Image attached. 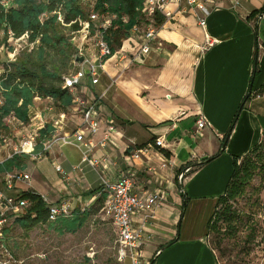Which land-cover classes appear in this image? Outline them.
Returning a JSON list of instances; mask_svg holds the SVG:
<instances>
[{
  "label": "crops",
  "instance_id": "1",
  "mask_svg": "<svg viewBox=\"0 0 264 264\" xmlns=\"http://www.w3.org/2000/svg\"><path fill=\"white\" fill-rule=\"evenodd\" d=\"M199 1L209 11L205 28L198 25L201 13L196 9L185 4L175 11L171 5L172 18L157 28L151 51L128 77L112 84L118 71L111 58L96 85L85 77L89 84H83V79L76 88L84 89L92 102L102 96L92 141L98 143L110 125L114 128L111 143L91 153L101 172L96 174V188L102 177L113 181L131 175L137 196L165 193V202L147 227L150 238L141 250L139 264H219L208 242V222L217 199L224 194L234 157H244L264 134V14L257 12L264 0ZM131 34L129 41L137 51L140 36ZM207 37L213 41L209 47L205 46ZM254 57L259 72L252 79ZM101 78L105 88L95 96L90 91L101 84ZM83 109L69 121L68 130L57 133L66 136L69 144L55 146L47 158L34 163L52 161L54 172L60 166L67 178L41 172L37 176L42 182L40 192L22 185L23 190L43 195L51 204L67 200L75 210H83L97 198L91 194L94 185L86 186L84 181L86 168L96 173L82 162L85 149L78 156L61 158L64 149L78 146L73 133L82 128ZM199 117L207 123L201 131L196 125ZM35 120V125H44L40 115L32 123ZM55 127L56 132L62 129ZM83 134L90 137L84 130ZM156 140L162 147H154L151 141ZM143 145L141 157L135 159L134 149ZM161 150L170 156L165 157ZM61 162L71 166L67 173ZM188 165L193 172L179 182V174ZM74 167L81 170L73 173ZM68 176L83 191L75 195L76 187L68 189ZM125 262L133 264L130 258L120 264Z\"/></svg>",
  "mask_w": 264,
  "mask_h": 264
},
{
  "label": "rangeland",
  "instance_id": "2",
  "mask_svg": "<svg viewBox=\"0 0 264 264\" xmlns=\"http://www.w3.org/2000/svg\"><path fill=\"white\" fill-rule=\"evenodd\" d=\"M184 5L185 3H183ZM81 7L86 14V19H90L93 0H82ZM60 22L63 26V29H61L62 34L65 35L70 46L43 47L44 56L41 64L46 67L48 72L54 73L57 70L60 76L64 77L77 69L73 62L79 47H82L83 51L86 49L93 51L96 40L93 38L94 32H90L91 36L84 38L82 26H80L79 32H72L67 28L69 25L63 23L62 17ZM145 28L146 26H142L140 33L137 35H140ZM132 46L133 44L129 39L123 40L119 47L116 44L113 45L115 49L113 57L114 68L118 71L113 78L115 82L123 77H128L129 72L138 64L133 60L137 48L134 49ZM39 47V41L29 43L26 36L16 40L10 38L7 48H0V73L4 70L5 64L16 60L28 61L31 69L38 73L37 63L39 62L37 55ZM59 84L55 80H44L46 87ZM83 84L88 85L89 80L84 79ZM104 88V78H101V84L93 87L90 92L95 94V96L96 94L100 95ZM69 92L73 102L65 110L52 99L35 98L29 112V124H33L32 120L40 115L44 125H53L55 129V126L62 128L56 133H63L64 130H68L69 121L74 116L79 117L81 110L93 101L85 94L84 89L79 88ZM35 123H38V121L35 120ZM137 127L142 133L144 132L143 128ZM21 132L22 129L12 119L7 127H1L0 136L6 138V143L4 144L0 138V162L13 155L14 148H17L20 144L21 136H19V133ZM137 149L139 148L134 149V151ZM81 151V145L69 146L64 149V154L61 158L68 155L78 156ZM250 156L248 155V157ZM36 162L32 161L30 157L26 161L25 171L31 174L32 177L29 185L22 184L23 187L31 186L40 192L39 186L42 185V182L38 181L37 176L41 172L48 176H56L58 179L62 178V175L59 176L54 172L52 161L43 160L41 163L34 164ZM61 164L66 173L71 169V166L67 163L61 162ZM112 165L114 167L117 166L116 162L112 163ZM193 170L190 169L187 175L191 174ZM97 171L98 173H95L86 168L87 174L84 181L86 186L94 185L93 190L99 186H97L99 182V176L97 175L101 174V172L98 167ZM68 177L70 179L65 182L68 185V189L74 191L76 187L75 195L83 191L82 185L78 184V182H73L72 177ZM251 185L242 198L237 199L235 202H230V205L239 214L241 224L237 223L235 230L230 234L224 232V226L221 225L219 231L210 233L208 242L212 250H214L219 264H264V184L260 186L259 178L255 177ZM10 225L7 239L9 238L12 251L22 264H119L115 245L116 232L111 221L104 217L99 204H94L91 207L90 215L85 224L75 234L67 233L60 236L47 224L38 225L27 232L20 229L12 220ZM124 264H128V262Z\"/></svg>",
  "mask_w": 264,
  "mask_h": 264
},
{
  "label": "trees",
  "instance_id": "3",
  "mask_svg": "<svg viewBox=\"0 0 264 264\" xmlns=\"http://www.w3.org/2000/svg\"><path fill=\"white\" fill-rule=\"evenodd\" d=\"M81 1L0 0V48H7L10 38L16 40L24 36L28 38L29 43L39 41L40 44L37 55L38 73L31 69L26 60H16L5 64V72L0 76V95L4 99L3 105L0 106V124H2V119L7 116H12L24 125L29 124V112L35 98L52 99L64 110L72 105L73 98L69 92L72 89H63L64 78L71 73L64 77H61L57 70L50 73L41 62L44 56L43 47L70 46L61 31L63 29L60 22L61 17L63 23L69 25L67 28L72 32H78L80 29L79 20L81 22L89 21V19H86V14L81 7ZM145 1L93 0V12L100 16L109 15L114 17L110 28L106 31V39L112 48V52H115L114 44L119 47L123 40L134 36L131 34L134 28L152 25L157 29L166 21L165 17L159 13L152 16L143 13ZM257 12L264 14V7ZM257 12L252 13L249 18L255 16ZM258 72L257 58L254 57L252 79L257 76ZM45 79L55 80L60 84L46 87L44 85ZM247 98H249V95ZM241 108H243V104ZM57 135L53 125H44L38 132L33 154H43L47 158L49 153L43 152V145L50 142ZM151 142L154 143V141ZM145 147L146 145H143L138 148L143 149ZM161 152L165 157L170 156L168 151L161 150ZM248 155L251 156L248 157ZM27 160H29V156L22 154L21 156L14 155L0 162V174L16 169L25 171ZM189 166L191 165L185 166L183 170ZM255 177L259 178L260 186L264 184V134L244 157H234L232 174L224 194L217 199L215 210L208 222L207 234L209 237L212 231H219L220 225L224 226V232L230 234L235 230L237 223L241 224L239 214L233 209L230 202L242 198L252 186ZM100 188L92 191L91 194H97L98 196L87 208L74 210L71 216L57 219L54 222L47 221V209L41 196L32 191H27L22 194V197L29 199L31 205L22 214L21 218L15 220V223L24 232L30 231L38 225L47 224L60 236L67 233L75 234L85 224L94 204L101 205L102 209L105 196ZM8 232L9 230L4 231L6 238ZM5 245L12 250L9 238Z\"/></svg>",
  "mask_w": 264,
  "mask_h": 264
},
{
  "label": "built area",
  "instance_id": "4",
  "mask_svg": "<svg viewBox=\"0 0 264 264\" xmlns=\"http://www.w3.org/2000/svg\"><path fill=\"white\" fill-rule=\"evenodd\" d=\"M183 3L201 13L200 16H197V22L201 28H205L206 17L209 15V11L204 3L199 0H146L143 13L147 16L159 13L165 17V20H169L174 13L169 7L173 5L175 11H179ZM112 19H114L113 16H100L92 11L89 21H78L79 26L83 28L84 38H87L90 32H94L93 38L96 40L95 49L93 51L90 49L83 51V48L79 47L73 62L75 66H77V69L64 78L63 89H76L80 86L81 81L85 77L91 79L92 85L98 83V78L104 71L106 62L113 58L115 53L112 52V48L106 39V31L110 28ZM132 32L137 35L140 33V28H134ZM139 36L141 44L133 58L137 63L142 62L144 56L151 51L152 45L157 40V29L149 25ZM212 42L213 41H209L207 37L205 46H211L213 44ZM76 57H82L83 62L78 63ZM4 72L5 69L0 73V76ZM114 82L113 80L112 84H114ZM101 99L102 96L94 102L89 103V105L83 109L82 128L73 133V137L78 145H81L85 149L82 151V162L89 165L97 173L98 163L91 158V153L97 149L104 150L108 144L111 143V134L114 131L113 126L110 125L98 143L92 141L91 137L95 135L98 130L99 113L97 104ZM3 102L4 99L0 95V106L3 105ZM11 119L22 129V132L19 133V136H21L20 144L17 148H14L12 156H21L25 154L34 161H40L46 158L43 154H33L38 132L44 125H35L34 123L24 125L12 116H7L2 119L0 129L1 127H7ZM196 125L197 130L201 131L206 127L207 123L203 117H199L196 121ZM83 130L88 132L90 135L89 138H84ZM0 138L5 144L6 138L2 136H0ZM67 139L68 138L63 135L55 136L50 142L43 145V152L50 153L55 146L69 144ZM154 147L160 148L162 147V143L156 140L154 142ZM141 152L142 149L135 150L133 157L139 159L141 157ZM80 170L79 167H74L73 173ZM55 171L62 175L63 178H67L60 166H56ZM189 171V168L184 169V171L179 174L178 181L182 182ZM30 179V175L27 172L17 169L0 174V264H22L13 251L9 249L8 246L6 247L5 242H7V238L4 231L9 230L11 227V220L15 223V220L21 218L22 214L30 207L31 202L29 199L22 197V194L28 191L22 189V184L29 185ZM100 187L101 192L105 196L102 213L104 217L111 221L116 232L115 245L118 262L121 263L124 259L130 258L133 264H139L141 250L150 238L147 235V227L155 219L158 209L165 202V193L152 192L143 197L137 196L134 192V182L131 175H124L113 181L103 179L102 177V184ZM40 196L47 209L48 222H54L57 219L69 217L75 210L72 204L67 200H60L51 204L45 196Z\"/></svg>",
  "mask_w": 264,
  "mask_h": 264
},
{
  "label": "water",
  "instance_id": "5",
  "mask_svg": "<svg viewBox=\"0 0 264 264\" xmlns=\"http://www.w3.org/2000/svg\"><path fill=\"white\" fill-rule=\"evenodd\" d=\"M76 61H77L78 63H82V62H83V58H82V57H76Z\"/></svg>",
  "mask_w": 264,
  "mask_h": 264
}]
</instances>
